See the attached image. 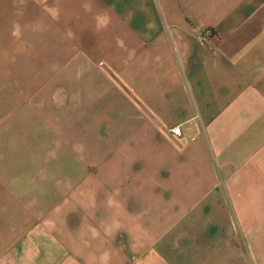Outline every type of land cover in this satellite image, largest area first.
<instances>
[{"label": "crops", "instance_id": "1", "mask_svg": "<svg viewBox=\"0 0 264 264\" xmlns=\"http://www.w3.org/2000/svg\"><path fill=\"white\" fill-rule=\"evenodd\" d=\"M0 11V264H264V0Z\"/></svg>", "mask_w": 264, "mask_h": 264}, {"label": "built area", "instance_id": "2", "mask_svg": "<svg viewBox=\"0 0 264 264\" xmlns=\"http://www.w3.org/2000/svg\"><path fill=\"white\" fill-rule=\"evenodd\" d=\"M172 131H173L175 134H177V135H179V134L181 133V129H180V127H175V128L172 129Z\"/></svg>", "mask_w": 264, "mask_h": 264}, {"label": "rangeland", "instance_id": "3", "mask_svg": "<svg viewBox=\"0 0 264 264\" xmlns=\"http://www.w3.org/2000/svg\"><path fill=\"white\" fill-rule=\"evenodd\" d=\"M0 12H2V11H0ZM2 19H3V18L0 17V23H1Z\"/></svg>", "mask_w": 264, "mask_h": 264}]
</instances>
